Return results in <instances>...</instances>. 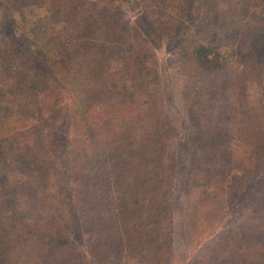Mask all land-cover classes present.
Returning a JSON list of instances; mask_svg holds the SVG:
<instances>
[{"label": "trees", "instance_id": "16d2710c", "mask_svg": "<svg viewBox=\"0 0 264 264\" xmlns=\"http://www.w3.org/2000/svg\"><path fill=\"white\" fill-rule=\"evenodd\" d=\"M0 29V264H264V0H0ZM172 38L192 128L181 219L203 242L187 262L153 53ZM215 43L245 57L231 66Z\"/></svg>", "mask_w": 264, "mask_h": 264}, {"label": "rangeland", "instance_id": "374dc122", "mask_svg": "<svg viewBox=\"0 0 264 264\" xmlns=\"http://www.w3.org/2000/svg\"><path fill=\"white\" fill-rule=\"evenodd\" d=\"M77 0H58L61 6H70L74 4ZM133 14H131V21L133 20ZM3 38V31L0 29V40ZM179 39L172 38L168 41H162L158 48H155L153 53L157 59V67L159 69L160 75L162 74L165 82L163 83V94L166 97L165 108L168 112V124L171 127V140L176 143L178 148L177 159L178 168L177 173L174 178V184L172 187L173 196V207H174V223H173V243L177 255L186 262L188 258L190 259L194 254L197 253L199 246L203 243L202 241L195 240L189 235L181 219V209L187 203V196L190 191V183L188 184L189 178L188 173L190 171L191 165V148L190 144L187 142L189 138L190 131L192 130L189 120L183 115L180 104V98L177 91V78L170 76L169 73L174 70L171 64V57L173 50L177 47ZM221 51L227 52L230 60L231 66L237 65L238 58H244V51L240 52L234 46H226L225 44L213 45ZM248 55V54H247ZM254 77V76H253ZM255 78V77H254ZM177 81V82H176ZM241 88L242 99L247 104H254L258 102L260 86L255 80H249L243 83ZM184 120V121H182ZM230 159H240L243 154L241 148L237 142L234 140L230 143ZM187 178V179H186ZM186 179V183H185ZM252 179V183L255 182ZM221 184V183H219ZM217 185V184H216ZM249 186H252L251 183ZM249 193L247 189L241 194L240 198L236 201V204L231 208V205L227 208L222 216L221 223L217 228V232H221L230 224L233 223L234 218H236L237 213L241 212L240 209L244 205V201L247 200ZM182 221V222H181ZM187 236L185 239H181V236ZM93 264V263H92Z\"/></svg>", "mask_w": 264, "mask_h": 264}]
</instances>
